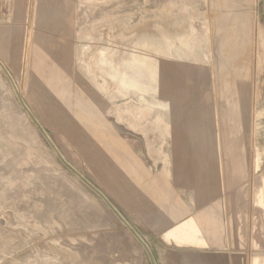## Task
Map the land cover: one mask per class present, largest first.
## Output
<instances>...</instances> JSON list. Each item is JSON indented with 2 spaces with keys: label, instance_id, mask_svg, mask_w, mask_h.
<instances>
[{
  "label": "rangeland",
  "instance_id": "1",
  "mask_svg": "<svg viewBox=\"0 0 264 264\" xmlns=\"http://www.w3.org/2000/svg\"><path fill=\"white\" fill-rule=\"evenodd\" d=\"M6 12L0 264H149L127 226V143L185 155L198 143L230 155L231 172L244 157L260 240L231 251L264 264V0H7Z\"/></svg>",
  "mask_w": 264,
  "mask_h": 264
},
{
  "label": "crops",
  "instance_id": "2",
  "mask_svg": "<svg viewBox=\"0 0 264 264\" xmlns=\"http://www.w3.org/2000/svg\"><path fill=\"white\" fill-rule=\"evenodd\" d=\"M6 2L0 0V20L7 18ZM178 144L172 151L126 144L127 226L141 233L149 264H239L231 249L249 243L252 250L260 240L257 208L248 237L246 159L243 171L231 172L230 155H198V143L185 155Z\"/></svg>",
  "mask_w": 264,
  "mask_h": 264
},
{
  "label": "water",
  "instance_id": "3",
  "mask_svg": "<svg viewBox=\"0 0 264 264\" xmlns=\"http://www.w3.org/2000/svg\"><path fill=\"white\" fill-rule=\"evenodd\" d=\"M60 155V154H59Z\"/></svg>",
  "mask_w": 264,
  "mask_h": 264
}]
</instances>
